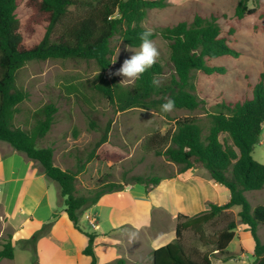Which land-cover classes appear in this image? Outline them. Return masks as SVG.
<instances>
[{
  "label": "trees",
  "instance_id": "trees-1",
  "mask_svg": "<svg viewBox=\"0 0 264 264\" xmlns=\"http://www.w3.org/2000/svg\"><path fill=\"white\" fill-rule=\"evenodd\" d=\"M250 1L238 0L234 11L237 19L255 12ZM26 5L30 9L27 31L32 33L36 25L46 22L42 38L30 46L23 42L15 14L17 0H0V140L36 162L42 173L57 184L64 210L75 228L80 230L78 223L84 211L103 194L121 190L125 185L103 178L87 194L76 193V177L84 165H78L76 170L63 169L54 163L53 146L39 144L54 123L57 107L53 103L38 108L25 120V126L15 123L19 105L27 97V92L16 85V73L32 60L92 61L98 69L91 81L92 92L106 99L116 111L143 108L166 114L160 106L168 98L175 101L173 110H201L204 117L176 116L164 133L154 131L146 136L144 153L162 156L177 165L173 173L152 177L133 175L125 183H143L148 188L163 178L200 165L213 181L229 190L230 197L224 204L209 201L205 210L191 216L179 213L174 240L152 251V264H213L210 253L184 242L186 231L194 233L202 245L211 246L212 254L223 256V261L234 258L235 254L228 252L227 247L235 237L236 220L246 226L253 239V264H264V242L258 234V228L264 227V205L251 206L246 196L247 191L264 188V164L252 155L264 128V83L260 81L254 86L251 97L242 101L223 100L211 110L194 92L195 72L224 74L226 68L211 61L239 55L221 36L218 23L196 14L191 21L180 20L151 30V39L159 35L168 43L172 73L163 78V67L156 62L140 79L123 84L107 72L114 52L112 39L116 36L126 46L139 47L140 34L150 30L142 24L148 11L167 6V0H26ZM153 79L159 84L154 85ZM85 102L90 125L96 127L92 115L95 106L91 101ZM107 130L108 126L96 146L106 140ZM232 207L239 208L236 220ZM218 219L225 222L222 229L208 234L206 225L214 226ZM48 226L27 240V247L31 246L34 254L31 264H39L35 244ZM84 234L87 244L83 253L91 257L89 264H97L93 251L95 234ZM13 256L14 247L9 239L0 249V260ZM123 261L116 259L107 264Z\"/></svg>",
  "mask_w": 264,
  "mask_h": 264
},
{
  "label": "rangeland",
  "instance_id": "rangeland-1",
  "mask_svg": "<svg viewBox=\"0 0 264 264\" xmlns=\"http://www.w3.org/2000/svg\"><path fill=\"white\" fill-rule=\"evenodd\" d=\"M167 2L168 5L163 8L148 11L146 19L142 22L144 27L155 30L180 20L191 21L194 15L200 14L214 19L220 26L221 36L239 51L237 57L223 56L211 61L212 64L224 66V74L206 75L199 71L194 73V92L205 106L211 110L216 103L223 100L242 101L251 97L254 86L260 81L264 83V0H251L249 5L255 8V12L242 19H237L234 12L238 0ZM15 14L19 20L24 44L30 46L39 42L44 34L46 22L36 25L32 33L27 31L30 9L26 0H17ZM152 40L160 52L156 62L163 67V78H168L172 73L168 43L159 35ZM111 45L114 52L107 72L113 74L125 59L134 54V49L138 50L139 47L129 50L116 36ZM114 61L115 63H112ZM97 73L98 69L92 61L46 59L27 62L16 73V85L27 92V97L19 105L15 123L25 126V120L47 103H53L57 107L54 123L39 144L53 146L54 163L63 169L76 170L78 165H84V169L76 177L77 194H87L88 190L95 188L103 178L115 183H125L130 182L133 175L152 177L173 173L177 165L162 156L144 153L146 136L154 131L164 133L171 126L173 117L190 114L204 117V113L201 110H172L161 114L143 108L116 111L106 99L99 98L92 92L91 81ZM114 76L123 84L133 82L124 80L123 76ZM85 101H91L95 106L92 115L96 118V127L90 125ZM107 126L106 140L96 146ZM222 137L221 135L220 138ZM0 145L4 149L12 150V147L2 140ZM252 155L253 159L264 164V128ZM246 196L251 206L264 205V188L247 191ZM59 197L60 202H63V198L60 195ZM234 210L232 213L236 220L239 208L234 207ZM236 221L235 237L227 247L228 252L235 254L232 259L223 261V256L212 254V247L202 245L191 231L184 233V242L200 249L201 252L210 253L213 264H253V239L246 226L239 220ZM224 223L223 219H218L214 226L206 225V232H219ZM258 234L264 242V227L258 228ZM10 238L9 227L2 224L0 218V249ZM33 256L31 246L25 250L17 248L13 259L3 258L0 264H31Z\"/></svg>",
  "mask_w": 264,
  "mask_h": 264
},
{
  "label": "crops",
  "instance_id": "crops-1",
  "mask_svg": "<svg viewBox=\"0 0 264 264\" xmlns=\"http://www.w3.org/2000/svg\"><path fill=\"white\" fill-rule=\"evenodd\" d=\"M124 185L85 210L78 230L60 202L57 184L36 162L0 145V218L10 229L14 252L29 249L27 240L49 225L36 240L39 264H89L91 257L83 253L85 232L95 234L97 264L116 259H123L122 264H152V251L174 240L179 213L191 216L205 210L209 201L224 204L230 197L200 165L149 188Z\"/></svg>",
  "mask_w": 264,
  "mask_h": 264
},
{
  "label": "clouds",
  "instance_id": "clouds-1",
  "mask_svg": "<svg viewBox=\"0 0 264 264\" xmlns=\"http://www.w3.org/2000/svg\"><path fill=\"white\" fill-rule=\"evenodd\" d=\"M151 36V30H145L140 34L139 49H134V54L130 58L125 59L121 67L113 75L123 76L124 80L135 81L140 79L141 75L156 63L160 52L156 43L150 38ZM126 47L129 50H133L130 45ZM112 63H115V61ZM152 83L157 85L159 81L153 79ZM160 107L162 112H170L175 107V101L168 98Z\"/></svg>",
  "mask_w": 264,
  "mask_h": 264
},
{
  "label": "built area",
  "instance_id": "built-area-1",
  "mask_svg": "<svg viewBox=\"0 0 264 264\" xmlns=\"http://www.w3.org/2000/svg\"><path fill=\"white\" fill-rule=\"evenodd\" d=\"M86 219H90L88 215L85 216ZM91 225H93L92 221H91Z\"/></svg>",
  "mask_w": 264,
  "mask_h": 264
}]
</instances>
